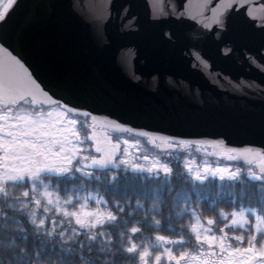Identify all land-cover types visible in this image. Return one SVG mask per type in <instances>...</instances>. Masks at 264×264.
I'll use <instances>...</instances> for the list:
<instances>
[{"label":"snow or ice","instance_id":"6c2138e0","mask_svg":"<svg viewBox=\"0 0 264 264\" xmlns=\"http://www.w3.org/2000/svg\"><path fill=\"white\" fill-rule=\"evenodd\" d=\"M233 4L234 0H219L205 27L215 25L217 35H222ZM19 8V0H0V264H54L53 257H63L61 264H97V259L101 264H165V260L168 264H264V150L216 151L212 155L224 159H217L214 164L207 156L197 163L196 157L185 155L178 162L182 165L183 184L176 188L171 163L156 154H141L142 140L157 149L184 148L193 143L199 148L202 143L223 141L169 136L107 117L98 121L91 109L94 99L83 79L72 69L53 71L40 38L17 22ZM258 54L264 56V49ZM196 58L199 59L198 54ZM81 129L87 134L83 135ZM110 130H123L133 134V138L121 135L113 139ZM238 158L247 167L241 169L228 162ZM121 168L125 174L146 175L147 182L125 185L120 195L126 199L111 201L99 193L93 197L91 191H86L81 196L77 191L75 199L81 202L72 209L61 207L60 196L53 191L56 186L42 178L45 172L55 174L57 179L76 173L91 178L94 170L97 174L104 170L109 173V184H113L120 178ZM242 172H246L251 184L248 206H243L245 192L241 189V206L237 209L230 184L241 180ZM210 178L219 182L212 200L208 199ZM16 183L29 187H22L13 195ZM109 190L119 191L115 186ZM132 196L136 197L134 202ZM193 197L206 201L210 210L217 213L216 218L226 223L214 228L213 217L201 216L190 207ZM89 198L94 199L96 207L89 206ZM73 199L69 194L63 203L67 205ZM216 199L234 206L230 212L217 209ZM146 201L151 202L149 207L137 216ZM50 205L57 214L68 218L67 224L62 220L57 228L46 221L44 214L49 213ZM40 207L43 214L37 211ZM184 215L191 217V223L180 225L179 231L187 230L189 238L155 233L152 243L163 249L156 252L155 258L149 254L148 242H136L133 234L140 231L136 225L148 223L159 228L162 221L158 216L180 220ZM133 216L134 221L130 219ZM249 216L255 218L250 225ZM22 217L31 222L34 234H42L40 243H23ZM129 223L132 227L127 228ZM246 225L250 233L246 237L225 230L239 227L243 232ZM109 227L116 231H107ZM84 237L95 241V245ZM189 243L193 245L191 250L184 248L178 255L174 253L172 245L182 247Z\"/></svg>","mask_w":264,"mask_h":264},{"label":"water","instance_id":"95a60500","mask_svg":"<svg viewBox=\"0 0 264 264\" xmlns=\"http://www.w3.org/2000/svg\"><path fill=\"white\" fill-rule=\"evenodd\" d=\"M19 3L17 22L40 38L53 71L83 79L98 121L223 141L201 144L213 153L264 150V0H234L220 36L205 27L219 0Z\"/></svg>","mask_w":264,"mask_h":264},{"label":"trees","instance_id":"16d2710c","mask_svg":"<svg viewBox=\"0 0 264 264\" xmlns=\"http://www.w3.org/2000/svg\"><path fill=\"white\" fill-rule=\"evenodd\" d=\"M130 138H133V136H130ZM141 148H142L141 154H146V153L156 154L162 160H165L171 163V166L173 168L172 182L176 188L181 187L183 184L182 165H180L178 162L181 161L185 155H187L190 159L192 157H196L197 163H200L204 159L205 156H207L209 159V162L213 164L217 161V159L221 161H223L224 159L223 157H216L212 155V153H210L209 150L205 152L204 151L205 148H202V147L198 148L196 145H192V144L185 145L184 148L157 149L154 145L149 144L147 140L144 139L142 140ZM199 150L203 151V154H201L200 153L201 151ZM165 153H167V155H165ZM228 162L241 169H244L245 167H247V165L237 162L235 160H231ZM108 175L109 173L104 170H100L98 174L94 170L91 178L82 177L81 174L79 173H76L75 177L66 175L60 179H57L58 181L54 182L56 184V187L53 189V191L54 193L59 194L60 201H61V207H68L69 209H72L81 202L80 200L75 199L77 191H79V194L81 196H83L86 191H91L93 193V197H95V195L99 193L100 195L104 196L106 200L111 201L117 198L126 199V197H123L120 195V192L124 190L125 185L135 186V185H140L141 183L147 182L146 175L142 176L139 174H132V173L125 174L122 168L120 169V178L116 180L115 182H113V184H109L107 180ZM177 176H180L179 180L176 179ZM241 180L243 181V183H241ZM241 180H237L235 183L230 184V186L234 190L235 198L237 200V204L235 205L237 209L241 206V203H240L241 198L239 196L241 189H243L245 192V195L243 198L244 199L243 206H248V188L251 184V181L248 180L247 174L245 172L241 173ZM218 183L219 182H213L212 179L210 178L209 183L207 185L209 200H212L215 198ZM113 186L117 187L119 191L114 193L113 191L109 190ZM69 194L73 195L74 199L72 202L65 205L63 201L66 198V196ZM135 199L136 197L132 196L133 202L135 201ZM150 203H151L150 201L144 202L141 210L137 213V216L142 215L144 209L148 208ZM89 206L96 207L93 198H89ZM233 206L234 205H232L231 203H226L224 199H216L215 207L217 209H223L225 212H230ZM101 207H103V205H101ZM190 207L196 208L198 210V214L201 216L213 217V220H214L213 227L216 229L219 228L220 224L226 223V221L216 218L217 213L210 210V208L208 207V203L206 201H200V200H197L196 197H193V201L190 204ZM49 208H50L49 213L44 214V215H45L46 221L50 225L54 223L57 226V228H60L62 220L64 221L65 224L68 223V218L63 217L62 214H57L55 212L54 206L50 205ZM37 211L39 214H43L42 207L38 208ZM174 212L175 210H173V215H174ZM52 216L56 217L54 221L52 220ZM253 217L254 216H249L248 225H250V222H253ZM158 218L161 219L162 221L161 226L159 228L151 227L149 226L148 223H142V224L136 225L140 229V231L137 234H133L135 236L136 242H148L149 243V254L152 258H155V254L157 251H161V252L163 251L162 248L157 247L152 243V241L155 239V235H154L155 233L159 232L160 234L168 236L170 238H173L176 235L183 234L185 236V239L189 238V232L187 230H185L183 233L179 231L180 225H187L191 223V217L189 215H184L183 218L180 220H175V219L169 220L167 218H162L159 216ZM21 219H22L23 226L25 228V239L23 243H26V244H32L33 242L40 243V241L42 240V234H34L32 231L33 226L31 225V222L27 220L26 217H22ZM130 219L134 221L136 219V216H133ZM72 224H74V221H72ZM248 225L245 226V230L243 232H241L239 227L226 228L225 230L230 231V232L234 231L236 234H242L246 237L248 234H250L248 230ZM70 227L71 225H69V228L67 230H70ZM130 227H132V223H129L127 225V228H130ZM106 230L109 232L116 231L115 228H111V227L107 228ZM84 239L88 240L92 245H95V241H91L90 238L84 237ZM76 243L79 244L80 241L77 240ZM192 247L193 245L191 243L184 244L182 247L180 245H172L173 251L177 255L179 254V251H182L184 248H189L191 250ZM85 253L87 254V248L85 249ZM41 259H43V257H41ZM62 259L63 257H60V258L53 257L52 261H54V264H61ZM45 264H50V262L45 261ZM97 264H101L100 259H97ZM124 264H128V262L125 261ZM165 264H168L167 260H165Z\"/></svg>","mask_w":264,"mask_h":264},{"label":"flooded vegetation","instance_id":"af4514ba","mask_svg":"<svg viewBox=\"0 0 264 264\" xmlns=\"http://www.w3.org/2000/svg\"><path fill=\"white\" fill-rule=\"evenodd\" d=\"M81 131V133L83 134V135H86L87 134V131L85 130V129H81L80 130ZM109 135H111V133L109 132ZM56 176H55V174H52L51 176L47 173V172H45L44 174H43V179L45 180V182L46 183H51V180L52 179H54ZM52 185H56V184H53V183H51ZM22 187H29V185H27V184H21V183H16L14 186H13V188H12V191H13V195H15V193L17 192V191H19Z\"/></svg>","mask_w":264,"mask_h":264},{"label":"rangeland","instance_id":"374dc122","mask_svg":"<svg viewBox=\"0 0 264 264\" xmlns=\"http://www.w3.org/2000/svg\"><path fill=\"white\" fill-rule=\"evenodd\" d=\"M112 138H113V136H112ZM199 151H201V150H199ZM200 153L203 154V151H201ZM146 154H147V153H146ZM243 173H244V172H243ZM245 173H246V172H245ZM254 220H255V218L253 217V222H254ZM253 222H250V224L253 223Z\"/></svg>","mask_w":264,"mask_h":264}]
</instances>
